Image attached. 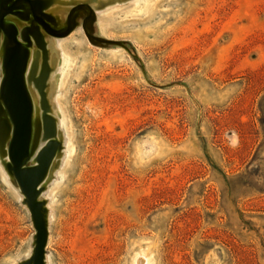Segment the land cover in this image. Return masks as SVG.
I'll return each mask as SVG.
<instances>
[{
    "label": "rangeland",
    "instance_id": "374dc122",
    "mask_svg": "<svg viewBox=\"0 0 264 264\" xmlns=\"http://www.w3.org/2000/svg\"><path fill=\"white\" fill-rule=\"evenodd\" d=\"M79 3L48 36L45 264H264V0ZM7 161L0 264H22L37 232Z\"/></svg>",
    "mask_w": 264,
    "mask_h": 264
},
{
    "label": "water",
    "instance_id": "95a60500",
    "mask_svg": "<svg viewBox=\"0 0 264 264\" xmlns=\"http://www.w3.org/2000/svg\"><path fill=\"white\" fill-rule=\"evenodd\" d=\"M53 4L54 0H0V154L8 158L6 169L24 196L37 232L33 254L22 264H45L48 223L45 202L40 198L44 182L63 149L46 92L51 71L46 37L69 36L78 25L82 9H87L90 16L93 13L89 4L79 3L68 11L61 25L60 18L47 12ZM28 84H33L41 97L42 112L35 121ZM41 143L44 145L38 150Z\"/></svg>",
    "mask_w": 264,
    "mask_h": 264
},
{
    "label": "bare ground",
    "instance_id": "6f19581e",
    "mask_svg": "<svg viewBox=\"0 0 264 264\" xmlns=\"http://www.w3.org/2000/svg\"><path fill=\"white\" fill-rule=\"evenodd\" d=\"M52 7V6H51ZM48 11V10H47ZM68 6L66 4V0H54V4H53V7L50 8V12L57 18H60V21H61V25L63 24L64 22V19H65V14L68 12ZM46 42L48 44V50H49V55H50V63L51 61L55 58L56 56V52H57V48H56V45L52 42V40L47 36L46 37ZM41 99H40V95L39 93H35V96H34V106H35V113H34V121H35V117L36 115H38V110L40 108L41 110ZM32 102V103H33ZM42 112V111H41ZM35 124V123H34ZM35 127V125H34ZM57 129H59L58 127V123H57ZM59 131V130H58ZM34 132H35V128H34ZM58 136H59V133H58ZM42 146V145H41ZM34 159V158H33ZM7 160V158H6Z\"/></svg>",
    "mask_w": 264,
    "mask_h": 264
}]
</instances>
